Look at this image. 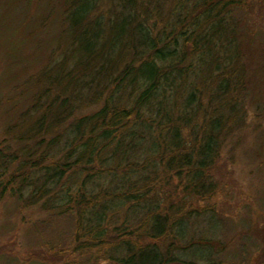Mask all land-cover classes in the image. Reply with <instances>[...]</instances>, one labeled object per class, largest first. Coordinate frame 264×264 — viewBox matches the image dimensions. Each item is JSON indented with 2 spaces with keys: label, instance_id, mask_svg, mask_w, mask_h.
<instances>
[{
  "label": "trees",
  "instance_id": "1",
  "mask_svg": "<svg viewBox=\"0 0 264 264\" xmlns=\"http://www.w3.org/2000/svg\"><path fill=\"white\" fill-rule=\"evenodd\" d=\"M69 1L64 47L44 66L36 47L29 58L18 49L40 15L25 24L31 36L9 39L20 72L0 80V210L24 227L71 216L74 244L32 248L26 261L194 264L178 253L214 243L181 246L187 220L216 197L222 163L233 166L251 131L249 110L264 103L249 94L259 78L252 56L264 60L244 18L250 0H161L169 6L152 23L159 0H110L107 25L91 19L99 0ZM92 100L98 110L82 113Z\"/></svg>",
  "mask_w": 264,
  "mask_h": 264
},
{
  "label": "rangeland",
  "instance_id": "2",
  "mask_svg": "<svg viewBox=\"0 0 264 264\" xmlns=\"http://www.w3.org/2000/svg\"><path fill=\"white\" fill-rule=\"evenodd\" d=\"M250 4L244 10V18L248 27L255 32V46L259 43L261 49H264V0H250ZM49 5L53 10L56 8L55 15L52 16L53 28H50L49 18L45 19ZM69 5H72L69 0H0V14L3 16V24L7 26V28H0V80L7 76L10 78L16 71L20 72L19 68L12 66L7 57L9 39L16 46L22 39L20 37L25 35L24 32L31 36L25 24L35 27L34 22L38 15L42 25H37L39 29L36 28L34 35L31 36L34 42L29 39L30 42L27 45L21 43L18 47L20 53L25 57L28 55L27 58H29L36 47L37 55L41 59L40 67H42L47 63L49 53L54 52L53 55H55L62 51L65 44L63 33L66 30L63 15L69 10ZM111 5L110 0H99L93 9L91 19L97 16L101 24L105 21L107 25ZM168 6L161 0H159V7L151 5L152 15L149 16V22H155V15L165 12ZM138 8L141 14L142 6L138 5ZM117 9L124 10V5ZM172 17L175 20L179 17V13H174ZM19 26H22L21 29H18ZM39 30L42 32L39 33ZM50 33L52 37H48V45L44 50L43 41L44 39L47 41L46 36ZM16 38L19 39L15 42ZM249 61L251 62L250 58ZM252 63L258 70L259 78L252 84L249 94L256 98L257 96L264 98V60L254 55ZM38 66L31 69L25 60V67H28L25 73H35ZM33 85L37 86L36 82H33ZM99 105L96 100L89 101L84 104L82 113L96 111ZM247 122H252L251 131H248L247 136L244 137L242 152H239L236 157L235 155L229 157V159L232 157L235 162L233 166L227 164L229 161L225 158L227 165L222 164L227 169V176L222 181L221 189H218L212 201L206 203L201 217L193 216L187 220L186 236L184 241L180 242L183 246L188 240H195L194 243H197L198 240L203 239L211 240L214 244L212 247L201 246L191 251H180L178 256L184 262L264 264V103L261 107L252 106ZM3 124L4 120L0 118V133ZM227 150L230 151V149ZM223 171L224 169L221 168L215 176L220 177L219 173ZM15 219L11 209L0 210V238L3 237L4 243L0 264H44L35 259L26 261L27 251L32 248L46 250V247L54 250L67 249L74 244V222L71 216H42L31 220V224L26 227L15 226ZM11 254L16 258L5 259L6 255ZM99 260L98 264H111L103 259Z\"/></svg>",
  "mask_w": 264,
  "mask_h": 264
}]
</instances>
